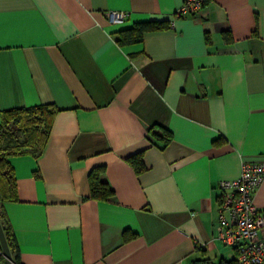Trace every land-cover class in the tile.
I'll use <instances>...</instances> for the list:
<instances>
[{
	"label": "crops",
	"instance_id": "obj_1",
	"mask_svg": "<svg viewBox=\"0 0 264 264\" xmlns=\"http://www.w3.org/2000/svg\"><path fill=\"white\" fill-rule=\"evenodd\" d=\"M182 2L0 0V120L13 107H57L41 154L8 158L16 199L0 208L21 264L235 257L216 237V186L264 160V0H205L175 16ZM146 20L169 24L117 43ZM137 153L140 172L127 160ZM97 166L106 200L90 194ZM254 202L264 210V178Z\"/></svg>",
	"mask_w": 264,
	"mask_h": 264
},
{
	"label": "trees",
	"instance_id": "obj_2",
	"mask_svg": "<svg viewBox=\"0 0 264 264\" xmlns=\"http://www.w3.org/2000/svg\"><path fill=\"white\" fill-rule=\"evenodd\" d=\"M168 24V20H146L135 22L129 28L119 30L115 39L119 44L138 42L142 40L145 31L161 29L167 27ZM56 111L57 107L53 103H42L30 106L13 107L1 112L0 201L16 199V180L8 158L12 155L24 153H30L33 156L40 155L47 142L52 119ZM149 132L162 142H168L171 139L170 131L163 127L158 128V131L151 127ZM127 160L136 172L145 169V164L140 153L128 156ZM102 170L103 166L92 168L88 172V181L91 197L106 200L112 196L113 190L106 181L101 179L100 174ZM0 222L13 261L15 264H21L15 237L7 220H5V215L1 208ZM198 261L207 262L208 259L204 258L202 260H195L194 262ZM0 264H6L5 258L1 252V247ZM217 264H236V260L235 257L229 260L219 259Z\"/></svg>",
	"mask_w": 264,
	"mask_h": 264
},
{
	"label": "built area",
	"instance_id": "obj_3",
	"mask_svg": "<svg viewBox=\"0 0 264 264\" xmlns=\"http://www.w3.org/2000/svg\"><path fill=\"white\" fill-rule=\"evenodd\" d=\"M205 0H183L175 16H186ZM124 12H109L111 21H120ZM264 178V160L242 161L238 176L217 182L216 237L235 254L236 264H264V210L254 194Z\"/></svg>",
	"mask_w": 264,
	"mask_h": 264
},
{
	"label": "water",
	"instance_id": "obj_4",
	"mask_svg": "<svg viewBox=\"0 0 264 264\" xmlns=\"http://www.w3.org/2000/svg\"><path fill=\"white\" fill-rule=\"evenodd\" d=\"M0 247H1L2 255L5 258L6 264H15L13 261V257H12L9 245L7 243V239H6L5 233L3 231V227L1 225V222H0Z\"/></svg>",
	"mask_w": 264,
	"mask_h": 264
}]
</instances>
